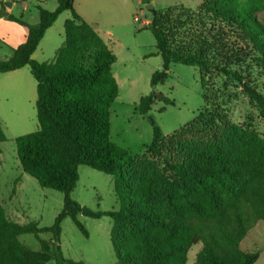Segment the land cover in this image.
Returning <instances> with one entry per match:
<instances>
[{
	"label": "trees",
	"instance_id": "trees-1",
	"mask_svg": "<svg viewBox=\"0 0 264 264\" xmlns=\"http://www.w3.org/2000/svg\"><path fill=\"white\" fill-rule=\"evenodd\" d=\"M75 0L41 6L39 23L30 25L9 13L0 0V18L28 30L27 40L12 57L0 59V74L28 66L37 81L38 130L16 139L25 173L41 187L64 195L63 209L51 227L20 224L7 217L0 198V264H84L64 258L60 246L63 220L109 216L111 242L118 264H188L194 245L202 244L195 264H255L260 254L246 253L241 243L264 220V139L228 116L216 87L224 78L241 89L264 119V95L248 70L264 77V0H203L200 9L184 6L155 10L147 27L156 41L162 67L151 78L153 91L140 99L146 115L172 63L196 67L203 89L204 110L166 140L153 118V139L142 156H134L111 139V107L119 85L113 73L115 53L76 11ZM65 11V41L51 62L33 59L46 31ZM7 141L0 123V143ZM1 153V152H0ZM158 157V158H157ZM115 177L119 209L93 211L71 194L79 167ZM19 180H16V182ZM50 233L33 251L19 237Z\"/></svg>",
	"mask_w": 264,
	"mask_h": 264
},
{
	"label": "rangeland",
	"instance_id": "rangeland-1",
	"mask_svg": "<svg viewBox=\"0 0 264 264\" xmlns=\"http://www.w3.org/2000/svg\"><path fill=\"white\" fill-rule=\"evenodd\" d=\"M80 1H84L88 8V21L99 29L118 57L113 73L119 85V94L111 107V139L134 156H142L153 139L149 118L155 120L166 140L192 122L205 105L198 69L172 63L168 79L158 85L155 92L173 101V104L156 100L148 114L143 115L138 110L140 99L153 91L152 75L162 67L161 56L152 55L157 53L156 41L146 25L151 21L152 7L164 10L175 7L181 1L184 7L197 11L203 0ZM6 3L13 5L11 13L24 21L28 20L27 14L38 15V6L48 11L58 7L57 0H5ZM23 3L29 8L28 11H23ZM136 17L138 21H135ZM68 18L70 12H63L47 33L42 45L44 56L39 53V61L54 60L56 50L64 44V22ZM11 54V50L0 43V59H7ZM248 70L254 84L264 95V77L253 65L248 64ZM225 82L224 78L219 79L216 87L220 89V98L229 118L235 124L250 127L264 139V119L260 117L258 109L250 104L241 89L228 86ZM36 100V88L34 96L18 97L0 93V122L7 137L6 142L0 143V198L10 220L20 224L36 222L40 228H47L55 223L61 213L64 195L41 187L35 178L23 171L16 144L18 137L38 130ZM79 175L77 187L71 194L73 200L93 211L119 209L114 176L84 165L79 167ZM78 219L88 231V236L78 229L70 217L65 218L61 224L60 242L64 258L84 264H118L111 242L113 220L109 216L93 219L81 214ZM41 239L49 241L52 235L41 233L36 237L24 234L19 237L20 242L33 251L41 250ZM201 248V243L191 248L188 264H195ZM241 250L246 253L258 252L260 256L255 264H264V220L258 221L249 231L241 243ZM47 264H58V260L52 258Z\"/></svg>",
	"mask_w": 264,
	"mask_h": 264
},
{
	"label": "crops",
	"instance_id": "crops-1",
	"mask_svg": "<svg viewBox=\"0 0 264 264\" xmlns=\"http://www.w3.org/2000/svg\"><path fill=\"white\" fill-rule=\"evenodd\" d=\"M78 1L79 0H75L74 1L75 9L78 12V14L87 23H89L100 34V36L103 38V36L100 33L99 29L97 27H94V25H92L88 21L87 18L89 16V11H88V8L85 5V2L84 1L78 2ZM109 1L117 3L115 0H109ZM177 5L178 6L179 5L185 6L183 3H181V1L178 2ZM22 6L24 7L23 11H28L29 8H27V5H25V3H23ZM6 7H7V10H8L9 13L13 12V8H14L13 5L9 6L6 3ZM11 14H13V13H11ZM27 18H28V20H25V21L28 22L30 25L38 24L39 23V11H38V15L27 14ZM70 18H71V13H70ZM149 22L150 21H148L146 23V25ZM64 24H65V22H64ZM53 26H54V24H53ZM52 27H50L46 31V33L44 35V38L42 39V41L40 42L37 50L35 51V53L32 56L34 60H36V61H38L40 63L51 62V61H46V60H49V59H45V60L39 61L40 60L39 59L40 58L39 53H42L40 55L44 56V51H43V48H42L43 46L42 45H43L44 40L47 37V33L50 31V29ZM27 36H28V30H27L26 27L20 25L17 22H13V21L7 20L5 18H0V43L3 46H6L7 48H9L11 50V52H12V54L9 57H7V59L12 57L14 49L19 47L21 44H23L27 40ZM64 39H65V33H64ZM104 41H105V39H104ZM106 43L110 47L108 42H106ZM115 43L116 42H114V44ZM110 49L115 53V51H114V49H112V47H110ZM57 51H58V49L56 50V52ZM115 55L117 57V54H115ZM7 59H4V60H7ZM117 63H118V57H117V62L115 64H117ZM115 64H114V66H115ZM114 66H113V68H114ZM35 88L37 90V81L35 80L34 76L31 73V70H30V68L28 66L23 67V68L18 69V70H15V71H12V72L0 74V93H5V94H8V95L10 94V95H13V96L16 95L18 97L19 96H23L24 97V96H28V95L34 96ZM36 102H37V100H36Z\"/></svg>",
	"mask_w": 264,
	"mask_h": 264
},
{
	"label": "built area",
	"instance_id": "built-area-1",
	"mask_svg": "<svg viewBox=\"0 0 264 264\" xmlns=\"http://www.w3.org/2000/svg\"><path fill=\"white\" fill-rule=\"evenodd\" d=\"M138 20H139V18L136 17V18H135V21H138Z\"/></svg>",
	"mask_w": 264,
	"mask_h": 264
}]
</instances>
